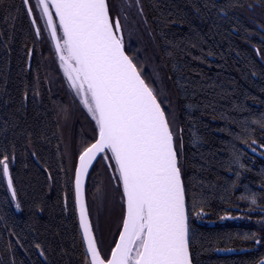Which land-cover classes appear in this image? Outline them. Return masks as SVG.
<instances>
[{
  "label": "trees",
  "instance_id": "obj_1",
  "mask_svg": "<svg viewBox=\"0 0 264 264\" xmlns=\"http://www.w3.org/2000/svg\"><path fill=\"white\" fill-rule=\"evenodd\" d=\"M109 4L112 15L121 17L130 56L138 57L146 79L155 80L177 110L174 126L183 130L181 162L186 178H193L207 201L201 216L196 215L199 207L190 212L194 264H260L264 261L260 223L264 131L252 121L264 114V0H139L138 7H143L139 13L159 60L151 67L139 41L129 42V9H121L119 0ZM50 60V50L40 52L22 0H0V159L10 156L21 204L17 209L0 166V264H83L84 260L73 194L77 155L70 164L61 128L72 123L78 154L84 131L94 126L72 100ZM245 124L255 133L245 132ZM234 151H242L245 169L232 163ZM106 168L103 160L97 161L87 181L86 198L88 204L92 195L101 193V200L113 193L115 206L97 213L104 239L99 243L102 251L109 252L122 219V189L110 186ZM237 171L241 176L232 190L230 182L236 181ZM251 193L256 194V205L240 199ZM36 243L45 249L44 255Z\"/></svg>",
  "mask_w": 264,
  "mask_h": 264
},
{
  "label": "snow or ice",
  "instance_id": "obj_2",
  "mask_svg": "<svg viewBox=\"0 0 264 264\" xmlns=\"http://www.w3.org/2000/svg\"><path fill=\"white\" fill-rule=\"evenodd\" d=\"M22 3L36 24L33 6L29 0ZM35 7L54 43L64 77L94 121L91 139L81 140L75 169V198L85 245L83 264H194L190 212L199 207L196 215L201 216L207 201L196 190L193 178H186L181 162L183 130L174 126L176 114L168 94L155 80L146 79L138 57L126 51L121 17L112 15L109 0H36ZM139 10L142 13L143 7ZM123 18L128 19L126 12ZM35 31L39 36L40 27ZM24 95L27 97V91ZM252 123L264 131V114ZM243 130L255 133L247 124ZM235 138L242 139L239 134ZM242 154L234 151L232 163L245 169ZM98 158L112 169L117 187L122 188L118 239L114 238L109 252L101 249L84 197V180ZM9 161L10 156L4 154L0 166L15 198ZM240 176L237 171L236 181L230 182L232 190ZM240 199L257 204L255 193ZM16 208H21L19 201ZM260 223L264 225V219ZM251 238L255 239V233ZM35 247L45 254L40 243Z\"/></svg>",
  "mask_w": 264,
  "mask_h": 264
},
{
  "label": "rangeland",
  "instance_id": "obj_3",
  "mask_svg": "<svg viewBox=\"0 0 264 264\" xmlns=\"http://www.w3.org/2000/svg\"><path fill=\"white\" fill-rule=\"evenodd\" d=\"M119 2L121 4L120 5L121 9H125V11H126V8L129 9L128 12H129V15L131 16V19H130V21H128L129 23L127 25V29H128L127 31L129 33L127 35L129 36V38H131L129 40V42H136L135 41L136 39H137V41H139L138 43L140 44V46L144 52V56L147 60L146 61L147 66L151 67L154 63H156V61L159 62V60L157 59L158 56L155 53V47L152 44L151 34L149 35L148 29L145 27L143 19L141 18V15L139 13L140 12L139 9L141 6L139 5V7H138L139 3H137V0H119ZM128 2L131 4V6H129ZM125 5H126V7H124ZM33 13H34V16L36 17V24L38 23V25L42 29L39 36L35 33L36 39H38V46H39L40 52H44L46 49L50 50L51 51L50 62H52L59 69L57 59L55 57L54 49L52 47L51 40H50L49 36L43 31L42 19H41V16H40L37 8H35V6L33 7ZM130 34H132V36ZM59 71H60V69H59ZM60 74L62 76L61 71H60ZM161 76H162V74L157 71L156 77L160 78ZM164 82H165V80H164ZM67 90H68V93L71 95L72 100L74 98L76 99V97L72 93V90L70 88H67ZM77 102H78V100H77ZM81 108H82V106H81ZM174 110L177 111L176 109H174ZM85 114H86V112H85ZM86 117L89 119L87 121L91 122L94 126V121H92V119L87 114H86ZM73 121H74L73 117H70L69 122H73ZM72 126H73L72 123H71V125L69 123H67L66 125H63L61 128V136H62V141H63L64 154L67 157L70 164H72V162L75 160L76 155L78 156L77 149H78V144H79V142L77 144L74 143V139L77 140L78 134L74 135L73 131L71 130ZM74 127H75V125H74ZM74 131H78V127ZM84 133H85L84 139H88V137H90L92 134V130L87 128V131H84ZM104 171L106 173H108L107 176H108V179L110 180V186L114 190H116L117 182H115V179L111 175V173H112L111 170L107 167L106 169H104ZM111 180H113V181H111ZM100 194L101 193H98V195H96V194L92 195L93 198H90V197L88 198V207L90 209V214L92 217L94 232L96 233L97 238H99L98 241H100V239H101V242H104V239L101 237V235L99 233L100 232V228H99L100 221H98L97 213L100 212L98 214H102V213H104V211L111 210V207L113 208V206H115V200L111 196L113 193H111V195L110 194L106 195L105 199L103 198L101 200H100ZM117 199H118V203H119L120 202L119 201V193H118ZM102 203L104 206H102ZM228 219L232 220L231 217H225V220H228ZM225 220H223V222ZM111 240H113V238ZM103 247L106 249L108 246L102 245V248Z\"/></svg>",
  "mask_w": 264,
  "mask_h": 264
},
{
  "label": "water",
  "instance_id": "obj_4",
  "mask_svg": "<svg viewBox=\"0 0 264 264\" xmlns=\"http://www.w3.org/2000/svg\"><path fill=\"white\" fill-rule=\"evenodd\" d=\"M29 3H30V1H29ZM34 3L36 4V0H34ZM26 6V8H27V5H25ZM37 10H38V12H39V14H40V11H39V9L37 8ZM33 15H34V13H33ZM30 17V16H29ZM42 19V18H41ZM30 20H31V17H30ZM43 20V19H42ZM31 22H32V20H31ZM33 24V23H32ZM33 26L36 28L37 27V25L36 24H33ZM47 32H48V30H47ZM48 36H49V38H50V35H49V33H48ZM50 40H51V38H50ZM51 43H52V47H53V49H54V43H53V41L51 40ZM54 52H55V49H54ZM129 54V53H128ZM56 57H57V55H56ZM57 59V63H58V66H59V69H60V71H61V73H62V77H63V79L67 82V84H68V86H69V88L72 90V93L74 94V90L70 87V85H69V83H68V81L66 80V78L64 77V75H63V70L60 68V65H59V60H58V57L56 58ZM77 100H78V98H76ZM78 102H79V100H78ZM80 103V102H79ZM81 105V104H80ZM82 106V105H81ZM82 108H83V110L86 112V114H87V110L82 106ZM88 115V114H87ZM89 116V115H88ZM90 117V116H89ZM91 118V117H90ZM98 160H99V158H98ZM97 160V161H98ZM97 161H94V163H93V167L95 166V164L97 163ZM78 166V156H77V160H76V164H75V169H76V167ZM93 167L92 168H90L89 169V175H90V172L92 171V169H93ZM10 168V167H9ZM109 168V167H108ZM110 170H111V172H112V169L111 168H109ZM11 172V171H10ZM89 175L85 178V180H84V197H85V202H86V205H87V208H88V204H87V198H86V186H87V181H88V178H89ZM4 179H5V182H6V186H7V189H8V192H9V194H10V196H11V198H12V200H13V202L15 203V206H16V203H17V195H16V197L15 198H13V196H12V191H11V189L8 187V184H7V178L4 176ZM73 194H74V204H75V209H76V213H77V217H78V223H79V206H78V203L76 202V198H75V171H74V182H73ZM13 187H14V184H13ZM122 189V188H121ZM88 213H89V209H88ZM89 217H90V214H89ZM91 219V218H90ZM81 230V229H80ZM80 232H82V230L80 231ZM116 239H118V236H117V238ZM113 247H114V245H113Z\"/></svg>",
  "mask_w": 264,
  "mask_h": 264
},
{
  "label": "bare ground",
  "instance_id": "obj_5",
  "mask_svg": "<svg viewBox=\"0 0 264 264\" xmlns=\"http://www.w3.org/2000/svg\"><path fill=\"white\" fill-rule=\"evenodd\" d=\"M30 1V0H29ZM32 2H33V4H34V6H35V3H34V0H31ZM31 4V3H30ZM36 8V7H35ZM26 10H27V8H26ZM43 19V18H42ZM32 23V22H31ZM37 26H39L38 25V23L36 24ZM40 27V26H39ZM42 27H43V31L48 35V32H47V29L45 28V26H44V20H42ZM33 29H34V32L36 33V31H35V27L33 26ZM41 29V28H40ZM41 31H42V29H41ZM39 38V37H38ZM37 42H38V39H37ZM126 51H128L127 49H126ZM55 53V52H54ZM129 53V52H128ZM130 55V54H129ZM55 57H56V53H55ZM57 58V57H56ZM64 81V85H65V87L66 88H69V86H68V84H67V82L65 81V80H63ZM74 171H75V167H74ZM73 182H74V174H73ZM116 182V181H115ZM74 186V185H73ZM77 214V213H76ZM91 218V217H90ZM92 221V220H91ZM81 231V230H80ZM82 236V235H81ZM39 253H40V251H39ZM41 254V253H40ZM42 256V255H41Z\"/></svg>",
  "mask_w": 264,
  "mask_h": 264
}]
</instances>
